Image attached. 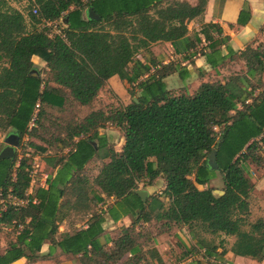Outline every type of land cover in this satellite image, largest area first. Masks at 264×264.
<instances>
[{"label": "trees", "instance_id": "trees-1", "mask_svg": "<svg viewBox=\"0 0 264 264\" xmlns=\"http://www.w3.org/2000/svg\"><path fill=\"white\" fill-rule=\"evenodd\" d=\"M9 2L26 6L18 11ZM33 3L35 14L31 0H0V132L16 136L18 143L26 137L67 151L35 188L26 159L0 160V232L13 235L0 249V264L21 258L32 264L43 244L49 245L47 256L57 248L77 264H149L147 255L164 264L155 248L145 247L173 226L185 227L194 241L190 250L202 252L213 264L221 263L227 252L262 261L264 222H248L253 186L246 161L256 163V149L264 141V91L254 96L250 84H258L256 77L264 73V45L247 46L238 54L246 68L243 75L224 83H201L192 95L173 94L163 79L177 67L151 59L149 47L156 42L176 47L179 42L188 49L186 25L202 14L206 0L194 5L178 0ZM88 8L98 19L83 17ZM56 22L59 33L50 34L45 23ZM237 24H243L240 18ZM210 30L221 34L217 25H204L200 32L205 41ZM214 46L207 45L210 68L221 62ZM139 51L146 53L143 62L134 59ZM33 56L44 67L36 70ZM112 76L128 85L130 102L94 110L93 102ZM78 108L89 110L80 120L69 113ZM51 109L65 114L57 119L48 114ZM107 124L122 134L119 152L107 148L105 137L98 134ZM28 146L44 152L33 143ZM211 152L213 163L207 160ZM105 159L90 179L85 166ZM217 173L221 195L197 189ZM157 178L163 182L159 196L141 201L134 193L137 184L152 186ZM92 188L98 194L91 195ZM103 199L113 203L93 211ZM69 213L87 218L81 228L59 234L58 224ZM104 215L113 222L125 216L131 221L110 238L102 228ZM151 223L157 228L154 234L143 227ZM195 228L233 237V242L227 250L223 241L210 245Z\"/></svg>", "mask_w": 264, "mask_h": 264}, {"label": "crops", "instance_id": "crops-1", "mask_svg": "<svg viewBox=\"0 0 264 264\" xmlns=\"http://www.w3.org/2000/svg\"><path fill=\"white\" fill-rule=\"evenodd\" d=\"M178 1H184L189 5H194L196 2V0ZM9 5L18 11H23L25 3L9 2ZM85 16L86 10L83 11V17ZM238 18L242 20L243 24H237ZM207 24L217 25L221 30V34L218 35L210 30L208 31V36L210 38L205 41L200 30ZM186 29L187 33L185 38L187 39V42L191 44L186 50H183V46H185L184 43L179 42L176 44V47L168 42H156L149 47V51L152 54V56L149 54L151 59L162 65L173 63L175 67H177L178 70L176 73H172L163 79L166 91H170L173 94L184 93L192 95L201 83H224L228 77L239 76L245 73L246 68L244 61L238 57V54L247 46L254 48L257 45H264V0H206L202 14L189 21L186 25ZM209 44L215 45L214 50L218 51V57L221 59V62H219L215 68H210L205 61V57L207 55L209 56L211 53V50L207 48V45ZM225 46L230 48L232 54L228 52ZM144 58L145 57L142 59L138 58V60L143 62ZM30 61L36 68L44 67V64L35 56L31 57ZM258 78V84L256 81L252 82L249 80L250 84L254 87V96L264 91V73L261 76L256 77V79ZM117 80L119 79L116 76H112L107 81L110 90L115 95L116 93L113 91L112 84ZM261 137L264 139V133ZM258 140L259 138L255 141ZM261 148L264 149V141L261 143ZM94 162V160H91L89 163ZM101 162L106 163L107 160L105 159ZM250 181L252 182L253 188L249 193V197L252 199V202L249 203L248 206L249 223L256 220L264 222V167L258 172L257 177ZM42 185L43 184H41V186ZM147 188L152 187L148 186ZM147 188L144 190L147 194L146 198L150 196L157 197L160 194L159 191L153 194L154 190L149 191ZM160 189L162 190V187ZM197 189L199 188L197 187ZM219 193L222 192H218V194ZM112 203V199H103V202L97 204V206L99 207V210L103 211ZM103 217L104 222L102 223V228L105 232H108L107 235L110 238L115 236L112 231L121 227H128L131 221L128 216L121 217L116 222L110 220L107 215H104ZM65 222L66 218L61 223L64 225L66 224ZM103 226L108 228L105 229ZM61 228V233L70 232L67 226H61ZM186 232L188 233V231ZM223 237L224 236L221 235V238ZM162 238V235L155 236L154 238V248L161 259V253L157 248H160L159 244L161 243ZM188 238L191 239L189 233ZM226 240L233 242V237H228ZM230 245L231 244H229L228 247H225V249L227 250ZM48 246V244H43L41 246L38 254L39 258L32 264H77L71 257H69V260L65 259L59 261L61 260L60 257H63L64 259L66 256L61 255L57 248L50 256H47ZM216 251L219 252L220 248L218 247ZM56 257L57 261H55ZM162 261L164 262L163 259ZM187 261H189V259H186V262ZM214 262L216 264H264V259L260 262H256L249 258L233 256L227 252L223 256L221 263L218 261ZM11 264L29 263L21 258Z\"/></svg>", "mask_w": 264, "mask_h": 264}, {"label": "rangeland", "instance_id": "rangeland-1", "mask_svg": "<svg viewBox=\"0 0 264 264\" xmlns=\"http://www.w3.org/2000/svg\"><path fill=\"white\" fill-rule=\"evenodd\" d=\"M26 6V5H25ZM25 8V7H24ZM60 29L59 22H56L52 25L51 28H47L49 30L50 34H55L56 31ZM150 56H152L151 52H148ZM145 52L139 51L134 56V59L143 58L145 57ZM41 68H36V70H39ZM43 77V75H41ZM113 91L116 93V95L110 90L109 85L107 84V87L99 93L97 98L92 104V108L94 110L96 109H102L105 110L107 107H114L117 104L126 105L130 102L131 98L127 93L128 85L124 81L117 80L112 84ZM48 114H50L52 117H57L59 119L62 117L65 113H60L56 109H51L47 111ZM89 112L86 108H78L69 111L70 114L74 113V116L77 120L82 119L87 113ZM217 131V129H215ZM51 133L55 134L54 131L51 130ZM52 134V135H53ZM98 134L102 135L106 139V147L112 149L114 152H119L121 148V142H122V134L111 125H105L104 128L98 129ZM7 136V132L1 133L0 132V150L5 147V144L3 143V139ZM33 143L34 145H37L38 147L44 148V152L39 151L38 149H34L32 147H29L28 144ZM96 145L98 143L96 142ZM67 150H60L57 146H47L46 144L39 142L35 139H27L26 137H23L19 141V145L17 148H13V156L16 160H19L21 158L26 159V163L30 166L31 171V186L33 188L43 184L45 176L52 174L54 169L52 166V163L56 162L59 157H61L64 153H66ZM103 150L100 149V152ZM256 160L254 162H250L247 160V174L249 177V180L255 179L257 177L258 172L264 167V149H256ZM51 163V164H50ZM103 162H94V163H88L85 166V173L86 175L91 179L97 172V168L99 164ZM257 165V166H255ZM251 182V181H250ZM252 183V182H251ZM163 186V182L161 178H157L152 188L142 187L141 185L138 186V190L144 191L145 188L147 190L151 191L154 190L153 194L155 192H161V187ZM253 186V185H252ZM210 188L212 189V192L214 195H218V192H221V183H220V176L217 173L216 178L211 180L206 186H199L198 188L200 190ZM90 194H98V191L96 188H92L90 191ZM159 196V195H158ZM164 204H166L165 200H162ZM252 202V199L249 197V203ZM19 204H23L20 202ZM101 207V206H100ZM93 211H100L99 207L96 205L93 207ZM87 216L82 214H72L69 213L68 217L66 218V224L59 223L58 224V233L61 234V226L65 227L67 226L70 230L69 233H71L74 230H77L81 228L86 220ZM65 220V219H64ZM249 222V220H248ZM105 229L108 227L103 226ZM143 227H146L152 234H154L157 230L156 226H154V223L144 225ZM246 228V227H245ZM244 228V229H245ZM119 229V228H118ZM118 229L115 231H112L114 235L116 236L118 233ZM195 232L199 235L200 238L204 239L206 242L210 243V245L219 246L220 241L222 242V246L228 247L229 244L232 242L227 241L226 239L228 237L221 238V235L211 236L208 234L202 233L199 228L194 229ZM105 231V230H104ZM186 228L179 227V226H173L169 231L166 233H163L162 241L159 244V249L162 259L164 260V264H213L212 262L208 261V259L203 258L202 252H196L191 251V247L193 244V240L188 238V233L186 232ZM108 233V232H106ZM12 234L8 230H1L0 232V249L3 250L7 247V243L11 241ZM114 236V237H115ZM155 243H149L145 250L149 251L151 248H154ZM184 247V248H183ZM188 250V252H186ZM149 264H155L152 258L149 257ZM63 261L65 259L69 260V257H60ZM161 258V257H160ZM186 259H189V261L186 262ZM57 261V257L55 259Z\"/></svg>", "mask_w": 264, "mask_h": 264}, {"label": "water", "instance_id": "water-1", "mask_svg": "<svg viewBox=\"0 0 264 264\" xmlns=\"http://www.w3.org/2000/svg\"><path fill=\"white\" fill-rule=\"evenodd\" d=\"M85 17L88 19H94V20L98 19V17L95 15V13L90 8L86 9ZM32 74L36 76V73H34V71ZM133 102L136 103L137 102L136 99H133ZM3 143L5 144V147L0 150V160L12 158L13 148H17L19 145L17 137L9 134L3 139ZM207 160L209 163H213L214 161L213 152L209 153ZM134 193L141 199V201H144L147 196L146 192L141 191V190H135ZM221 194L222 193H219V195Z\"/></svg>", "mask_w": 264, "mask_h": 264}, {"label": "built area", "instance_id": "built-area-1", "mask_svg": "<svg viewBox=\"0 0 264 264\" xmlns=\"http://www.w3.org/2000/svg\"><path fill=\"white\" fill-rule=\"evenodd\" d=\"M31 4H32V10H31V12H32V14H35V13H36V6H34L33 0H31ZM52 25H53V23H45V27H47V28H51ZM58 33H59V32L56 31L55 34H58ZM35 108H37V105H35ZM33 118H34V116H33L32 119L30 120L29 128L32 126ZM30 177H31V173H30ZM139 185H141V184L138 183L137 186H139ZM11 199H12V198H11ZM12 201H13L14 203H16V204H19V203H20V202L16 201L15 199H12ZM209 261H210V260H209ZM210 262H212V260H211Z\"/></svg>", "mask_w": 264, "mask_h": 264}]
</instances>
